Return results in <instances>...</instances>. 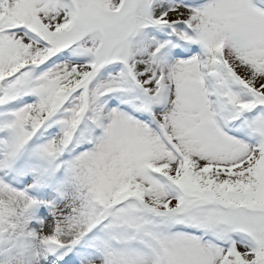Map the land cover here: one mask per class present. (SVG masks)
Listing matches in <instances>:
<instances>
[{"label": "snow or ice", "instance_id": "obj_1", "mask_svg": "<svg viewBox=\"0 0 264 264\" xmlns=\"http://www.w3.org/2000/svg\"><path fill=\"white\" fill-rule=\"evenodd\" d=\"M0 264H264V0H0Z\"/></svg>", "mask_w": 264, "mask_h": 264}]
</instances>
